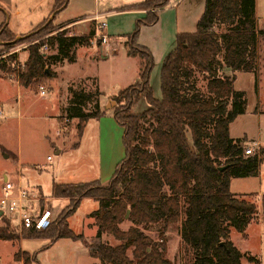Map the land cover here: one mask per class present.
Here are the masks:
<instances>
[{
    "label": "trees",
    "instance_id": "16d2710c",
    "mask_svg": "<svg viewBox=\"0 0 264 264\" xmlns=\"http://www.w3.org/2000/svg\"><path fill=\"white\" fill-rule=\"evenodd\" d=\"M66 3L56 0L52 13L61 12ZM167 4L168 0H146L137 6L147 10V15L136 22L132 33L123 35L130 41L127 55L140 63L139 81L111 97L116 103L114 116L124 128V158L105 184L98 180L54 182L52 196L68 198L69 204L44 229L25 231L24 238L47 240L40 250L60 238H70L86 245L98 260L94 264H174L167 256L164 231L179 223L182 243L190 254L189 264H242L245 254L230 234L234 229L245 235L258 208L231 191L232 179L257 177L264 147L246 154L247 137L233 138L230 124L245 113L247 104L246 93L234 87L236 73L257 76L258 39L264 31L257 27L256 0H205L196 30L177 34L175 47L162 63L161 97H157L150 82L155 59L147 47L138 44V38L140 27L156 24L158 11ZM47 21L38 27H49ZM225 25L227 29L220 32L219 27ZM93 35L74 36L61 31L51 38L58 42L57 52L48 56L40 50L43 41L32 44L20 84L34 87L56 78L51 65L75 61L77 48L88 46ZM218 52L223 60L216 57ZM12 61L11 57L1 58L0 70H10ZM198 74L207 80L204 88L197 84ZM81 86L69 88L66 117L79 119V137L88 120L104 114L99 88ZM92 98L95 110L86 111L84 106ZM141 99L145 108L134 110ZM84 198L99 203L90 215L97 227V237L92 241L69 225V218ZM262 204L264 209V195ZM1 217L5 221L0 226V240H19L10 220ZM124 222L130 223L127 230L121 229ZM153 224H163L157 238L143 231ZM103 234L112 235L117 243L101 240ZM14 258L23 264L38 262L37 252L17 251ZM249 260L256 258L250 256Z\"/></svg>",
    "mask_w": 264,
    "mask_h": 264
},
{
    "label": "rangeland",
    "instance_id": "374dc122",
    "mask_svg": "<svg viewBox=\"0 0 264 264\" xmlns=\"http://www.w3.org/2000/svg\"><path fill=\"white\" fill-rule=\"evenodd\" d=\"M145 1L146 0H100L96 3L95 0H67L66 7L56 14V19H48L46 24L50 23L51 25L47 28L44 26L34 27L36 23L31 25L29 22L30 20L25 18H20L18 21L13 20L12 23H10L9 15H7L6 24L9 25V27L12 26V28H16L18 32L22 34L20 33L19 35L8 31L3 33L0 39L4 42L0 50V59L11 57L12 60H14V54L10 53L14 48H20L21 50L18 55L20 60L25 63L28 59L25 50L29 49L32 44L41 42L42 40L39 41L38 39L48 34L54 37L61 31H67L68 34L73 33L74 35L76 32H83L90 25L93 29V33H95L96 23L94 22L93 26L91 24L93 22L91 21L93 14L98 11L104 12V10L111 11V9H114L116 12H114V16L109 15L106 18L107 28L105 32L107 35L115 36V38L118 39L119 49L115 54L97 60V63L93 66L99 74V79L95 81V84L90 80L84 79L82 81V86L88 89L90 87H98L101 91H105L106 93L115 90L117 93L128 84H134L135 76L132 75L130 71L134 69L135 65L138 70L140 68L139 59L137 58L135 60V65H128V63L123 60L127 55L126 51L130 41H128L129 39L127 36L119 37L118 35L130 34L134 31L136 22L141 20L138 19V17H134V13L138 12L136 10L137 6ZM150 1L159 3L161 0ZM155 11L157 10L155 9ZM52 14L54 13H51V15ZM165 16H168V14ZM39 18L40 17H37V19H35L38 20ZM144 18L145 17L142 19ZM256 18L258 30L264 31V0H256ZM61 21L66 22L60 23ZM168 22L167 20L163 25L148 26L144 30V26H141L139 38L142 34V40L150 41L152 46L161 45V41L163 40L165 49L162 47L161 52L167 53L172 44H174L171 36L168 34V32H170V25ZM226 29L227 26L225 25L220 26L218 30L221 32ZM259 34L261 35L259 36L257 46L258 59L256 76V95L258 102L255 111L256 113H260L261 117L259 124H257L255 119L257 115L251 111L252 107H249L248 111L246 110L245 113L237 116L238 118L242 115V117L237 120V126L251 134L254 130L259 128V132H261L264 137V32ZM110 38L111 37H109V42L111 41ZM139 38L138 44L140 43ZM57 43L56 39H50L47 52L50 54L55 53L57 51ZM97 43H99V41L91 42L92 45ZM153 56L155 65H157L160 56L157 53L155 55L154 52ZM216 57L223 60V55L220 52L216 54ZM130 61L134 64V60ZM84 62L85 59L81 57L75 66H70L68 69H72V67L75 69L83 68L81 66ZM12 65L13 62L8 64V67H10L8 71L4 72L0 70V105L3 111V115L0 116V192L4 181V174L17 179L18 177L16 175L20 173L24 184H26L27 187L37 189L40 196L44 198L46 219L49 218L50 221L55 220L66 207L64 203L68 201L66 199L63 200L51 196L53 182H60V180L73 177V175H71V170H68V172L65 171L68 168L67 166L73 164L74 160L78 158L77 154H80L81 159H84L85 165L98 164V154L99 157L101 155L100 145L97 141L94 156V154L87 149V141L90 139V136H88L85 139V148L83 151H81V149H76L75 144L80 140L77 133L79 119L75 117L72 119L73 121L69 120V122H66V117L69 114L67 109L69 88L72 85L79 86L78 83L81 80L69 82V77L71 75L69 76V73L66 72L62 79H51L54 81L44 80L35 85L33 87L34 89H29L30 92H26L22 89L20 90V87L17 86L20 83L10 80L9 73L13 68ZM197 76L198 86L204 88L207 84V80L202 74H198ZM159 83V77H156V69H154L151 85L157 97H161ZM40 85H44L46 90H49L47 95L43 97L39 93ZM102 95L103 94H101L99 98L100 106H103L102 101H104ZM95 102L94 98L88 100L84 109L86 111L95 110ZM110 106L109 109H112V107L116 106V103L112 101L110 102ZM145 106V101L141 99L134 110L142 111ZM102 109H105V107ZM57 118H59L60 124ZM253 144V141L248 140L246 145L248 147ZM60 145H62V148L64 147V151L56 154L55 148ZM254 147L256 148V146ZM89 149H93V143L89 144ZM102 152H104L103 149ZM7 154L10 155L9 159H5ZM18 158L24 159L23 165L18 164ZM94 170L97 171V168ZM259 170V175L257 177L232 179L231 191L234 194H238L253 201L258 208L257 216L253 220L256 223L249 225L246 230V233H248L247 238H244L246 234L242 235L234 229L231 231V240L245 254L242 259V264H264V209L262 204V197L264 195V160L260 164ZM86 176V180L90 182V176L92 175L87 174ZM96 205L95 201L90 198H84L81 201L77 212L70 218L69 223L75 233L81 232L86 237L91 238L90 230L87 229V225L90 222L93 223L90 215L91 212H94L92 210H95ZM88 213L90 215L86 217ZM4 221L5 219L0 217V226L4 225ZM8 222L11 230L19 237V240H0V264H20L14 258L15 253L20 251L22 247L26 250H34L41 245V242L32 241L30 245L29 241L25 240L23 245H20V240L25 236V231H21L15 223L11 221ZM129 226V222H124L121 224V229L127 230ZM163 230V224H153L143 229L145 233L154 238H157ZM96 232L93 234V240L97 237ZM164 237L167 243L168 258H170L174 264H189L190 254L182 243L179 223L169 226L164 231ZM102 239H108L114 244L117 243V240L112 235L103 234L101 240ZM129 254H131V249ZM250 256L255 257L256 260H249ZM38 259L43 264H47L48 261L54 260L53 256H51L49 260L47 254H44L42 259L39 256ZM31 264L37 263L32 261Z\"/></svg>",
    "mask_w": 264,
    "mask_h": 264
},
{
    "label": "crops",
    "instance_id": "0c3cea01",
    "mask_svg": "<svg viewBox=\"0 0 264 264\" xmlns=\"http://www.w3.org/2000/svg\"><path fill=\"white\" fill-rule=\"evenodd\" d=\"M95 1L97 3V1L99 2L100 0H95ZM55 5H56V0H0V33L2 31L1 30L2 27L3 28L6 27L5 30L10 32V33H16L19 35L21 33V32H18V30L16 28H14V27L12 28V26L9 27V25L6 24V16L7 15H9V22L10 23H12L13 20L18 21V19H20V18H25V19L30 20L29 22L31 23V25H34V23H36L35 24L36 26H34V27L41 25L47 19H51L52 15H54L52 20L56 19L55 14L51 15V13L53 12V10L55 8ZM204 7H205V0H168V4L158 11V14H160L158 22L156 24L151 25V26H156L158 24L163 25V23H165L167 20L169 21L168 23L170 25V30H169L170 32H168V34L171 36L174 44H172L170 49L166 48V49H169L167 53L161 52V48L165 47L163 44V40L161 41V45L152 46L150 41L148 42L147 40L146 41L142 40V38H141L142 34L140 35L139 45L147 47L149 50L151 49L152 51L151 50L150 51L152 52V54L154 52L155 55L157 53L160 56V60L157 63V65H155V68H154V69H156V77H159V82H160V71H161L162 63H163L165 57L167 56V54L175 47V39H176L177 34L182 33V32H194L196 30L197 22H198L199 18L201 17V15L204 11ZM136 10L138 12L134 13L135 14L134 17H138V19H142L143 17H145L147 15V10H144V9H136ZM121 11H124V10H121ZM114 12H115L114 9L113 10L111 9V11L110 10H104V12L98 11V12H95L93 14V16L95 14H99L102 17V19L106 21V18L109 15L114 16L113 14L116 13V12L115 13ZM166 14H168V16H165ZM37 17H40V18L38 20H36ZM92 17H91V21H93ZM36 21H38V22H36ZM62 22H66V21H61L60 23H62ZM94 22L95 21H93L91 23L92 26H93ZM132 23H134V22H132ZM147 27L148 26H144L143 30L146 29ZM143 30H142V32H143ZM87 31H88V33H87ZM91 32H93V29L91 28V25H90L83 32L74 33V36L75 35L76 36H87V35L91 34ZM2 34H0V39L3 36ZM70 34L73 35V33H70ZM123 35H125V34H119L118 36L123 37ZM109 37H111L110 38L111 41L107 44H103V43L99 42V43L93 44V45L90 43L88 46L78 47L76 50V59L73 62H67V60H63L62 62L52 64L51 68L57 74V77L54 79H60V78L62 79L63 75L66 72H68L69 73L68 75L69 76L71 75L69 77L70 78L69 82H76V81L81 80L78 83V85H80L84 79L90 80L91 82L94 80L95 81L98 80L99 74L97 73V71L95 70L93 65L96 64L97 60H99L100 58H103V57L107 58L108 56L115 54L117 52V50L119 49L118 39L115 38V36L109 35ZM3 43L4 42L0 40V50H1V46L3 45ZM25 53L27 55V58H29V49H26ZM55 53L50 54V53L46 52V53H44V55L48 56V55H53ZM126 54H127V51H126ZM81 57L85 59L84 64L82 63V66H81L83 68L75 69L74 67H72V69L71 68L68 69V67H70V66H75L77 64V62L79 61V59H81ZM123 60L126 61L128 63V65H130V64L135 65L136 64L135 63V60H136L135 57H130V56L126 55V57ZM130 60H134V64ZM154 69H153V71H154ZM139 71H140V68L138 70L136 65H135L134 69L132 71H130V72H132V75L135 76L134 83L139 81V78H140L139 77ZM153 71H152V73H153ZM152 73H151L150 82L152 79ZM228 73H230V71H228ZM51 81H54V80H51ZM129 85H131V84H128L127 86H129ZM17 86L20 87V90L22 89L26 92H30V90L34 89L33 87H25V86H22L21 84H19ZM70 87H72L73 89H76V87L78 88L79 86H73L72 85ZM83 87H85V86H83ZM234 87L237 90H241V91H244L246 93V98H247L246 110L248 111L249 107H252L251 111L256 113L255 109L257 106V102H258V98L256 95V75L254 73H251V72H237L236 73V79L234 81ZM159 89H160V83H159ZM51 90H53V89H51ZM47 92H46V95H47ZM100 92L103 94L102 97L104 98V101H102L103 106H101L102 108L105 107V109H102L104 111V114L100 118H91L90 120H88L85 123L83 134L81 137H79L80 140L75 144L76 149H81V151H83V149L85 148V144H84L85 139L88 136H90L89 141H87V149L89 152H91L95 156V148L97 147L96 143L98 141L99 145H100V154H101L100 157L98 154L99 162H97L98 164L85 165L84 159H81L80 154H77L78 158H76L74 160L73 164L68 165L67 166L68 168L65 171V172H68V170H71V175H73V177L72 178H66V180H60V182L56 181L55 183L65 184V183L88 182L86 180V177H87L86 175L89 174V175H92V176H90L91 177L90 182L98 180L101 183L105 184L112 177L117 164L125 156V146L123 143L124 128L119 124V122L115 118L114 112H113V107H112V109H109V107H111L110 102H112L111 97L116 94V91L111 90V92L106 93L105 91L100 90ZM154 93H155V90H154ZM69 98H70V92L68 95V100H69ZM256 115L257 116L255 119H256L257 124H259L261 114L256 113ZM241 117H242V115L239 116L238 118H236L230 124V135L233 138L247 137V139L249 141H253V143H257L259 147H263L264 146V137L262 136V133L259 132V128L256 130L253 129L254 131L252 132V134L250 132H247L246 130H242V128H238L237 120H239ZM57 119H58V122L60 124L61 122H60L59 118H57ZM70 133H71V131H70ZM77 133H78V129H77ZM90 143H93V149L92 150L89 149ZM102 149L104 150V152H102ZM63 151H64V147L62 148V145L57 146L55 148L56 154L62 153ZM9 157H10V155L7 154L5 156V159H9ZM23 163H24V159L18 158V164L23 165ZM95 168H97V171L94 170ZM6 175L7 174H4V177ZM53 184H54V182H53ZM52 187H53V185H52ZM51 193H52V190H51ZM59 199H63V200L66 199L68 201V202L64 203L65 206H67L69 204L68 198L61 197ZM90 199H92V198H90ZM94 201L97 205L95 206V210H92V211H96L99 207L98 201H96V200H94ZM40 207H41V217L38 221V227H37L38 230L44 229L49 223H51L53 221V220L50 221L49 218L46 219L45 200L42 196L40 198ZM76 212H77V210L74 213H76ZM88 215H90V214L89 213L86 214V217ZM70 218H69V223H70ZM90 218H92V217H90ZM92 221H93V223L90 222L87 225V229L90 230L91 238H88L83 234L86 239L88 238L87 239L88 241L93 240V236H94L93 234H94V232L97 231V227H96V225H94V219L93 218H92ZM252 223H256V222L252 221L249 225H251ZM249 225H248V227H249ZM71 229L73 230V228H71ZM76 233L82 234L81 232H76ZM247 235H248V233H246V237H244V238H247L248 237ZM231 238H232V234H231ZM25 240L29 241L30 245H31L32 241L41 242V245L38 246L37 248H35L34 250H26L23 247L20 249V251H22V252L26 251L30 254L37 252V261H38V262H36L37 264H39V263L43 264L42 262H40L38 257L40 256V258L42 259V256L44 254L48 255L49 260H50L51 256H53V258H54L53 261L50 260V261H48L47 264H69V263H71V264H83V263L94 264V263L98 262V260L96 258H94L90 255L89 250L86 247V245H84V243H82L79 240H73L70 238H60L53 245H51L49 248H47L46 250H40L42 248V246L47 243L46 239L22 237L20 240V245H23V242ZM17 262L22 264V261H17Z\"/></svg>",
    "mask_w": 264,
    "mask_h": 264
},
{
    "label": "built area",
    "instance_id": "2783aa9c",
    "mask_svg": "<svg viewBox=\"0 0 264 264\" xmlns=\"http://www.w3.org/2000/svg\"><path fill=\"white\" fill-rule=\"evenodd\" d=\"M92 20L96 23V31L92 37L91 42H100L103 44L109 43V35H107L106 28L107 23L99 14H95ZM51 35H45L39 41L44 43L41 45V52L46 53L49 48V40ZM20 48H14L10 54H14L13 68L9 73L10 80L20 83V75L25 68L26 62H22L19 58ZM46 88L44 85L39 86V93L43 97L46 95ZM3 115V111L0 105V116ZM66 122H69L66 119ZM256 146V148L254 147ZM256 149H259L257 143L246 147L245 153H254ZM20 172V171H19ZM18 178H11L8 175L4 177L3 185L0 192V210L3 212V216L8 218L11 222L15 223L21 231H26L33 227H38V221L41 217L40 207V194L37 189L27 187L21 179V174L17 173Z\"/></svg>",
    "mask_w": 264,
    "mask_h": 264
},
{
    "label": "water",
    "instance_id": "95a60500",
    "mask_svg": "<svg viewBox=\"0 0 264 264\" xmlns=\"http://www.w3.org/2000/svg\"><path fill=\"white\" fill-rule=\"evenodd\" d=\"M53 17H54V15L51 16L50 20H52ZM2 214H3V212L0 210V217L2 216Z\"/></svg>",
    "mask_w": 264,
    "mask_h": 264
}]
</instances>
